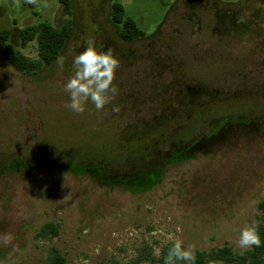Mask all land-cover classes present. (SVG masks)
<instances>
[{"label":"rangeland","instance_id":"374dc122","mask_svg":"<svg viewBox=\"0 0 264 264\" xmlns=\"http://www.w3.org/2000/svg\"><path fill=\"white\" fill-rule=\"evenodd\" d=\"M56 1L0 0V31L30 58L35 43L21 48L20 29L68 19L72 28L63 71L54 61L20 75L0 40V264H47L51 247L66 264H128L143 246L157 256L177 239L239 251L264 200V0H117L144 32L128 43L108 4L72 0L64 16ZM87 39L119 58L118 94L76 114L63 85ZM47 222L57 236L37 237Z\"/></svg>","mask_w":264,"mask_h":264},{"label":"trees","instance_id":"16d2710c","mask_svg":"<svg viewBox=\"0 0 264 264\" xmlns=\"http://www.w3.org/2000/svg\"><path fill=\"white\" fill-rule=\"evenodd\" d=\"M60 1L64 4L65 13L68 14L70 12V0ZM110 14L111 22L119 29L118 36L121 41L130 42L144 36V32L139 29L137 24L130 18L124 16V7L119 2L115 1L111 4ZM70 34L71 23L69 19L65 20L60 27L53 26L47 22H40L20 29L17 35L21 48H24L31 42L35 43L36 58H30L23 55L15 43L8 42L10 35L9 31H0V40L4 43L2 49L3 58L5 62L20 75H36L43 67L57 60ZM223 125L220 126L219 129L223 127ZM169 137L155 144L152 150H159L168 142ZM178 139L179 142H183L181 137ZM180 148L184 149L188 148V146L183 144ZM152 150L147 147L144 148L143 155L147 157L153 154ZM179 151L180 149L168 157L169 160L181 158ZM91 167L100 175H105L107 171L105 164H95V166L91 165ZM138 169H140V167H138ZM137 173L136 175L139 178L144 176L146 179L148 178V180H154L157 175V173L140 170L137 171ZM256 208L258 213L255 223L258 225L261 237V247L244 252L241 250H234L228 244H224L217 248H211L207 251L195 249V264H264V200L258 202ZM58 230L57 224L47 222L38 230L36 236L39 238L51 239L57 236ZM171 246V243L162 246L159 250V254L156 256L153 254L152 248L145 245L141 248L140 254L128 264H142L145 262L150 264H163V258L167 255L168 249ZM46 259L47 264H66L65 258L55 247L49 248ZM178 264H182V262H178Z\"/></svg>","mask_w":264,"mask_h":264},{"label":"clouds","instance_id":"9594fccd","mask_svg":"<svg viewBox=\"0 0 264 264\" xmlns=\"http://www.w3.org/2000/svg\"><path fill=\"white\" fill-rule=\"evenodd\" d=\"M20 7V0H14ZM26 3L36 5L38 0H25ZM56 63L61 71L64 69L65 57H57ZM120 67V60L111 48L98 50L93 39L84 42V50L74 55L72 60V75L63 85L64 91L69 95L66 107L76 114H83L86 106L91 102L97 111H103L106 105L113 102L118 94V88L114 84L116 71ZM120 111L119 106L112 109ZM3 242L9 243L10 234L3 236ZM236 246L242 251H250L262 246L258 225L254 222L240 230ZM195 264L196 255L192 246L185 247L179 239L175 240L163 258V264ZM86 264V262H85Z\"/></svg>","mask_w":264,"mask_h":264},{"label":"flooded vegetation","instance_id":"af4514ba","mask_svg":"<svg viewBox=\"0 0 264 264\" xmlns=\"http://www.w3.org/2000/svg\"><path fill=\"white\" fill-rule=\"evenodd\" d=\"M115 1H117V0H99V6L101 7L102 5H104V4H108L107 5V10H108V14L107 15H109V18H108V21H109V23L111 24V26H113V27H116L112 22H111V20H110V6H111V4L113 3V2H115ZM57 3V7H56V10H55V12H54V15H72V11H73V4H72V0H70V12L68 13V14H66L65 13V9H64V4L60 1V0H57L56 1ZM117 2H119V1H117ZM64 21H62V22H59L56 26H58V27H60L61 25H62V23H63ZM72 29V28H71ZM141 38V37H140ZM140 38H137V39H134V40H132V41H137V40H140ZM132 41H130V42H132ZM123 42V41H122ZM128 43V42H127ZM214 95H216V93L214 94ZM219 95V94H218Z\"/></svg>","mask_w":264,"mask_h":264}]
</instances>
